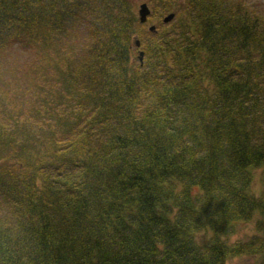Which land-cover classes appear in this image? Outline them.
I'll return each instance as SVG.
<instances>
[{"label":"trees","instance_id":"obj_1","mask_svg":"<svg viewBox=\"0 0 264 264\" xmlns=\"http://www.w3.org/2000/svg\"><path fill=\"white\" fill-rule=\"evenodd\" d=\"M160 4L139 62L130 0H0V61L37 49L24 80L0 69V264H264V19Z\"/></svg>","mask_w":264,"mask_h":264},{"label":"rangeland","instance_id":"obj_2","mask_svg":"<svg viewBox=\"0 0 264 264\" xmlns=\"http://www.w3.org/2000/svg\"><path fill=\"white\" fill-rule=\"evenodd\" d=\"M141 1H145L149 7V13L145 22L139 28L130 35L132 41L135 37L138 38L139 48H143L144 41H147L151 35L148 33L147 25L153 24L155 30H159L169 24V21L163 22L161 17L168 10L164 9L160 1L161 0H130L132 10L137 16V6ZM240 5L248 7V9L264 19V0H234ZM171 4H173L171 2ZM174 16V15H173ZM88 35L87 28L81 22H74L67 30L66 35L62 38V41L72 43L74 46L83 45ZM136 51V50H135ZM37 55V49L33 45L9 43L5 48L1 56L0 69L6 70V74L14 75L18 77L17 81L24 80L23 71L28 68L29 64L35 59ZM264 173L263 167H257L253 169V179L251 186L256 193L261 189L264 190V180L261 178V173ZM264 179V177H263ZM254 217L246 220H237L230 227L227 234V239L233 241L235 239H246L252 233H254ZM253 259V255H235L226 258L224 264H241L249 262Z\"/></svg>","mask_w":264,"mask_h":264},{"label":"water","instance_id":"obj_3","mask_svg":"<svg viewBox=\"0 0 264 264\" xmlns=\"http://www.w3.org/2000/svg\"><path fill=\"white\" fill-rule=\"evenodd\" d=\"M149 13V7L147 6L145 1H141L138 6H137V19L139 22H144L146 20V16ZM174 15V11L173 10H169L166 13H164L161 17V20L163 22L169 21ZM147 29L148 30H153L154 29V25L153 24H149L147 25ZM133 45L135 47L139 46V40L137 37L134 38L133 40ZM142 49L141 48H137L136 51V56L139 62H141L142 60Z\"/></svg>","mask_w":264,"mask_h":264}]
</instances>
